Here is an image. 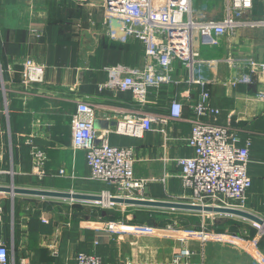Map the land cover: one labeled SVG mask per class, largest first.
<instances>
[{
    "label": "crops",
    "instance_id": "obj_1",
    "mask_svg": "<svg viewBox=\"0 0 264 264\" xmlns=\"http://www.w3.org/2000/svg\"><path fill=\"white\" fill-rule=\"evenodd\" d=\"M37 1L40 2L0 0V168L11 171L0 174V186L75 192L71 184L74 180L88 185L98 182L88 178L90 171L84 152L71 145V115L77 103L84 101L96 110L99 138L106 137L113 146L134 149L135 176L149 180L141 199L181 202L180 167L174 159L192 155L187 144L192 118L189 105L198 94V86L186 81L187 68L174 60L172 75L179 83L149 87L145 103L135 101L130 90L100 89L99 85L107 79L105 67L123 64L142 69L150 63L142 45L131 40L113 41L106 35L104 12L98 0H44L43 4ZM258 2L255 0L254 17L264 15ZM223 6V0L214 6L216 15L223 13ZM229 55L264 62V27H241L221 37L219 45L202 47L203 59L218 62L195 71L197 77L211 80L207 86L209 103L220 111L204 119L236 130L239 145H244L246 139L250 141L248 173L252 185L246 206L254 213H264V75L253 74L249 84H230V79L249 70L245 64L219 62ZM26 57L45 65L43 81L30 92L22 89L20 66L15 64ZM173 99L181 101L183 114L181 119L169 122L165 134L153 129L135 137L114 131L122 119L135 123L145 114L169 115ZM157 126L154 124V128ZM30 138L47 157V175L43 180L29 174L31 156L25 141ZM60 169L65 171L64 175H59ZM96 184L98 190L87 187L78 193L99 194L104 189L114 192L111 185ZM52 200L56 202L55 208L44 205ZM0 202V240L8 244L14 264L22 259L27 264H77L75 257L80 251L100 256L103 264H171L173 253L180 246L193 251L181 264H252L247 253L223 243L191 241L182 245L168 237L112 233L90 227L86 222L89 213L101 217L97 209L105 211V218L110 219L124 210L126 220L131 221L134 212L162 208L119 203L107 208L99 201L4 192H0ZM41 217L48 222H42ZM225 218L252 224L234 216Z\"/></svg>",
    "mask_w": 264,
    "mask_h": 264
},
{
    "label": "built area",
    "instance_id": "obj_2",
    "mask_svg": "<svg viewBox=\"0 0 264 264\" xmlns=\"http://www.w3.org/2000/svg\"><path fill=\"white\" fill-rule=\"evenodd\" d=\"M89 2L92 0H75ZM104 12L103 26L106 35L113 41H136L142 45L143 52L150 59L142 69L123 64L105 67L107 79L99 85L100 89L113 88L130 90L139 103L147 102L149 87H159L168 83H179L172 75V62L179 61L188 70L187 82L198 86L196 100L189 105L192 113L191 128L187 144L192 155L177 157L180 167L179 179L183 193L181 202L213 207L247 209V194L252 185L248 173L250 162V141L239 145L236 130L229 125L209 122L204 118L220 111L209 103L207 86L211 80L197 77L195 71L205 64L218 60L203 59L201 48L219 45L220 38L233 34L241 27H264V15L254 17L255 0H223V13L214 12L212 0H98ZM227 65L245 64L249 72L241 77H233L229 83L249 84L252 75H264V62L252 57L227 56L219 62ZM20 66V84L30 92L33 86L44 79L45 65L26 57L15 63ZM9 71H12L9 68ZM169 115L154 116L145 114L138 121L119 120L114 131L118 134L140 137L147 131L156 129L165 134L166 126L172 120L182 118L183 104L177 99L170 101ZM95 108L87 102L77 103L71 115V145L84 152L89 167V179L114 187V192L104 189L99 195L102 207L111 208V197L143 198L148 179L138 178L134 173V149L113 146L106 137L99 138L95 129ZM157 124V128H154ZM30 148L31 168L29 174L42 179L47 175L45 153L27 139ZM11 171L0 168V174ZM59 170V175H64ZM165 176L162 177V181ZM249 211V210H248ZM2 205L0 202V213ZM214 216V214H209ZM42 222H48L41 217ZM90 227L118 234L134 236L168 237L182 245L191 241L227 243L247 253L252 264H264V252L260 248L261 232L248 239L229 232H218L208 225L199 228L184 227L176 223L159 227L149 224H133L122 220H87ZM149 229V230H148ZM153 230V231H151ZM193 251L180 246L172 256L171 264H181L183 258ZM8 244L0 240V264H14ZM77 264H103L100 256L80 251L75 257ZM19 264H27L22 259Z\"/></svg>",
    "mask_w": 264,
    "mask_h": 264
},
{
    "label": "water",
    "instance_id": "obj_3",
    "mask_svg": "<svg viewBox=\"0 0 264 264\" xmlns=\"http://www.w3.org/2000/svg\"><path fill=\"white\" fill-rule=\"evenodd\" d=\"M0 192L10 193V194H20L28 196H41V197H51L60 199H72V200H91V201H101V196L99 194H85L71 191H56L40 188H27V187H8L0 186ZM110 202L119 203L123 205H134L150 208H162L189 212H206L210 214H224L229 216H234L240 219H244L251 223L256 224L261 229L264 226V219L260 216L248 211L233 209L227 207H213V206H201L186 202L178 201H168V200H151V199H136V198H123V197H111Z\"/></svg>",
    "mask_w": 264,
    "mask_h": 264
},
{
    "label": "rangeland",
    "instance_id": "obj_4",
    "mask_svg": "<svg viewBox=\"0 0 264 264\" xmlns=\"http://www.w3.org/2000/svg\"><path fill=\"white\" fill-rule=\"evenodd\" d=\"M212 1H213V4H212L213 7L215 5H217V3L221 4V2H222V0H212ZM258 1H259L258 2L259 5H262L264 8V0H258ZM43 2H44V0H40V2L37 1V3H40V4L41 3L43 4ZM96 183H98V182H90V185H88L89 183L87 184V182L78 179V180H74L71 184H72V186H74L73 191L79 192V191H81L87 187L92 188L93 190H98V185ZM54 203H56V202H54L53 200L52 201H46L44 203V205H46L47 207L54 206V208H55L56 204H54ZM76 208H80V207L76 205ZM114 209L116 210V208H114ZM123 211L124 210L117 211L116 213H118V215H116V214L113 215L114 218H112V220H122L124 218L122 216L126 215V213H123ZM127 211H128V208H127ZM250 212H252V211H250ZM252 213H254V212H252ZM151 214H152V217L157 221H164V222L175 221L176 223H178L180 225H185V227H192V228L196 227L197 225L205 224V225H209L210 227L212 226L214 228L218 227V228H223V229H229L232 224L238 222V223H240L239 225H237L238 232H239V234L243 235L244 237H246V235L247 236L248 235L253 236L257 232V230L259 229L261 232V237H262L261 238L262 246L264 247V230L262 231L259 226L254 225L253 223L250 224V223L243 222V221L240 222L238 220H226L227 218H225V217H230V216H226L224 214H214V216H209L210 213H206V212H189V211L178 212V211H173V210L167 211V210H162V209L151 210ZM254 214H256V215H258L264 219V213H254ZM139 217H140V219L143 218V216H139ZM252 225H254V226H252ZM129 235L134 236L133 234H129ZM148 236H150V235H148ZM153 237H157V236H153ZM205 243H207V242H205ZM223 244L228 245L229 247H231L233 249H236V248L232 247L230 244H227V243H223ZM237 251H239V250H237ZM239 252H241V251H239Z\"/></svg>",
    "mask_w": 264,
    "mask_h": 264
},
{
    "label": "trees",
    "instance_id": "obj_5",
    "mask_svg": "<svg viewBox=\"0 0 264 264\" xmlns=\"http://www.w3.org/2000/svg\"><path fill=\"white\" fill-rule=\"evenodd\" d=\"M95 211L98 212V213H101V217H98V216L94 215L93 213L92 214L89 213V215L87 216V219L88 220H97V219H101V220H112L110 218H105L106 212L103 211L102 209H97ZM123 213H125V211ZM75 215H77V214H75ZM139 216H143V218L140 219ZM122 217H124V219L126 220V216L123 215ZM127 222L133 223V224H149V225L159 226V227L166 226L167 224H173V222L172 223H169V222L155 220L152 217L151 211H144V212L138 211L136 213L134 212L133 219L131 221H127ZM239 224L240 223L236 222V223L232 224L229 229H223V228L216 227V228H214V230H216L218 232H229V233L238 235L237 234L238 233L237 225H239ZM199 227H200V225L198 227H194V228H199ZM260 248H261V246H260ZM261 250H262V248H261Z\"/></svg>",
    "mask_w": 264,
    "mask_h": 264
},
{
    "label": "bare ground",
    "instance_id": "obj_6",
    "mask_svg": "<svg viewBox=\"0 0 264 264\" xmlns=\"http://www.w3.org/2000/svg\"><path fill=\"white\" fill-rule=\"evenodd\" d=\"M149 230V229H148ZM262 231L264 230V226L262 227V229H261ZM151 231H153V230H151Z\"/></svg>",
    "mask_w": 264,
    "mask_h": 264
}]
</instances>
